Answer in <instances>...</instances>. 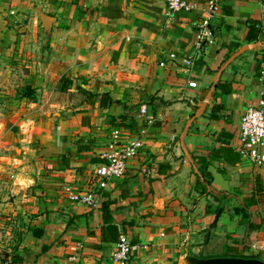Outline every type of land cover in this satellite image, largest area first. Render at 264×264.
<instances>
[{
	"label": "crops",
	"instance_id": "1",
	"mask_svg": "<svg viewBox=\"0 0 264 264\" xmlns=\"http://www.w3.org/2000/svg\"><path fill=\"white\" fill-rule=\"evenodd\" d=\"M186 1L195 9L169 14L166 0H0L1 62L12 51L34 57L38 91L63 102L40 108L45 117L29 129L34 147L15 188L30 192L6 264H68L77 243L80 264H118L122 234L137 247L125 264L264 255V168L238 152L241 118L264 95V0H219L216 41L201 54L210 0ZM184 58L194 60L189 70ZM82 90L115 104L101 108ZM116 129L142 148L102 189L96 170ZM203 174L212 178L205 197ZM66 184L98 192L97 206L72 201Z\"/></svg>",
	"mask_w": 264,
	"mask_h": 264
},
{
	"label": "rangeland",
	"instance_id": "2",
	"mask_svg": "<svg viewBox=\"0 0 264 264\" xmlns=\"http://www.w3.org/2000/svg\"><path fill=\"white\" fill-rule=\"evenodd\" d=\"M15 53L12 51L9 63L4 64L0 59V264L9 262L18 247V211L19 207L24 205L23 201L28 199L30 187L26 198H23L24 192L15 187L18 181L19 160L26 161L27 157L29 163V149L34 147V140L28 142L32 137L29 131L32 121H36L37 116L44 115L40 108H50L51 102L60 101L63 104L62 98L56 97V100L52 101L38 91L40 87L37 85L40 81L37 80L36 72L40 71L42 66L35 63L36 59H20ZM31 56H34V52ZM28 174L34 176V169ZM49 176L48 173L44 175L46 181L51 183V179L47 178ZM239 257L264 261V255L261 253L248 252Z\"/></svg>",
	"mask_w": 264,
	"mask_h": 264
},
{
	"label": "built area",
	"instance_id": "3",
	"mask_svg": "<svg viewBox=\"0 0 264 264\" xmlns=\"http://www.w3.org/2000/svg\"><path fill=\"white\" fill-rule=\"evenodd\" d=\"M167 10L169 14L177 11H192L195 5L188 3L186 0H166ZM219 13V0H210L207 16L198 24L197 40L195 49L198 54L203 53L205 49L212 45L217 38V26L215 24V16ZM171 59H177L176 53H170ZM182 63L186 65L187 70L194 64L191 58L182 59ZM165 66L164 63L160 64ZM192 88L198 87L197 82H189ZM141 114L147 116V106L141 107ZM149 118V117H148ZM122 132L116 129L106 146L105 151L101 154L107 161L99 165L96 175L101 178L99 188H106L108 182L112 179L123 178L126 175L128 162L136 157L141 148L140 139H134L129 142L121 141ZM239 154L241 158L256 168H264V101L259 100L257 103L250 105L243 114L240 123L239 132ZM64 190L68 193L70 199L77 203H82L90 207H96L100 195L98 192L89 190L86 192H76L70 184L64 186ZM137 247L133 246L129 238L122 234L117 249L112 256V260L118 264H125L131 261V258ZM84 245L77 243L73 248V252L68 257V264H80Z\"/></svg>",
	"mask_w": 264,
	"mask_h": 264
},
{
	"label": "trees",
	"instance_id": "4",
	"mask_svg": "<svg viewBox=\"0 0 264 264\" xmlns=\"http://www.w3.org/2000/svg\"><path fill=\"white\" fill-rule=\"evenodd\" d=\"M252 27L253 26L250 25V32H251ZM248 39L249 40L250 39H254V37H250ZM82 93L88 97L89 101H92V102L99 98L100 99V107L101 108H107L108 106L110 107V106L115 104V102L111 99L109 94L95 95V94H92L90 92H87L86 90H82ZM262 100L264 101V95L262 97ZM221 109L222 108H218V110H221ZM125 129L129 130V129H131V127L130 126L125 127ZM220 150H222V149H220ZM211 180H212V178H211L210 175L209 176H207V175L205 176L203 174L202 177L199 178L198 184L196 186V189L199 190L201 197H205L208 194H210L209 186L211 184ZM235 212H236V214H240L244 219H249L250 220V214L248 213V210L243 209V208H236ZM247 259H249V258H247Z\"/></svg>",
	"mask_w": 264,
	"mask_h": 264
},
{
	"label": "water",
	"instance_id": "5",
	"mask_svg": "<svg viewBox=\"0 0 264 264\" xmlns=\"http://www.w3.org/2000/svg\"><path fill=\"white\" fill-rule=\"evenodd\" d=\"M183 264H264L260 260H247L236 258H218L211 260H197L195 258H189L183 262Z\"/></svg>",
	"mask_w": 264,
	"mask_h": 264
},
{
	"label": "flooded vegetation",
	"instance_id": "6",
	"mask_svg": "<svg viewBox=\"0 0 264 264\" xmlns=\"http://www.w3.org/2000/svg\"><path fill=\"white\" fill-rule=\"evenodd\" d=\"M247 260H249V259H247ZM250 260H256V259H250Z\"/></svg>",
	"mask_w": 264,
	"mask_h": 264
}]
</instances>
